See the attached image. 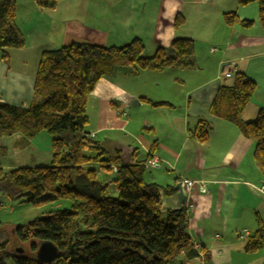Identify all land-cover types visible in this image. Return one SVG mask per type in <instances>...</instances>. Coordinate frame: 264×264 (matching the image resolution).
<instances>
[{"label":"crops","instance_id":"crops-1","mask_svg":"<svg viewBox=\"0 0 264 264\" xmlns=\"http://www.w3.org/2000/svg\"><path fill=\"white\" fill-rule=\"evenodd\" d=\"M14 1L15 23L25 45L8 50L7 61L0 63V101L16 107H27L32 100L43 52L71 43L117 48L138 39L144 47L142 57L152 58L157 48H168L173 39L192 40L194 53L187 67L144 70L137 75L116 68L102 78L88 98L87 125L91 121L92 126L84 132L105 149L121 150L127 161L133 152L142 164L156 158V166L145 168V184L174 189L179 180L202 182V188L193 186L184 205L179 204L176 191L162 197L163 210L191 207L188 234L198 258L180 257L178 264H264V190L260 191L264 178L253 160L254 142L235 125L209 113L219 89L231 87L235 73L256 83L241 121L251 122L264 111V31L258 24L257 3L79 0L67 11L59 0L52 10L41 9L31 0ZM226 13L253 25L228 27L223 20ZM177 17L183 23L175 27ZM207 49L209 54L218 52L217 56L205 58ZM224 73L231 77L224 78ZM200 120L210 125L202 144L192 136ZM261 227V247L246 251Z\"/></svg>","mask_w":264,"mask_h":264},{"label":"trees","instance_id":"trees-1","mask_svg":"<svg viewBox=\"0 0 264 264\" xmlns=\"http://www.w3.org/2000/svg\"><path fill=\"white\" fill-rule=\"evenodd\" d=\"M31 1L41 9L52 10L58 0ZM250 3H257L258 24L264 31V0H238L240 6ZM15 17V1L0 0V63L7 61L8 50L25 45ZM223 20L228 27L253 25L252 21L239 20L235 13L224 14ZM182 23L183 19L177 17L174 25ZM143 52L138 39L117 48L71 43L43 52L30 104L16 107L0 101V138L19 135V147L26 148L42 132L51 136L48 166L11 171L0 166V195L11 200L24 198L20 204L34 208L69 203L66 209L51 210L15 225L13 238L28 244V253L11 252L8 241L0 243V264H42L35 252L44 241L58 249V257L51 264H178L180 257L186 261L198 258L188 234L186 208H162V197L173 196L175 190L145 184V166L136 162L135 152L127 161L121 150L105 149L84 132L88 98L102 78L116 68H127L137 75L144 70L187 67L194 43L173 39L168 48H157L152 58L142 57ZM255 90L252 79L235 73L231 87L219 89L209 113L235 125L245 139L254 142L253 160L264 178V111L251 122L241 121ZM209 131L210 125L200 120L192 136L202 144ZM91 165L98 166L92 169ZM100 171L111 178L104 183L98 180ZM262 234L261 227L246 251L261 247Z\"/></svg>","mask_w":264,"mask_h":264},{"label":"rangeland","instance_id":"rangeland-1","mask_svg":"<svg viewBox=\"0 0 264 264\" xmlns=\"http://www.w3.org/2000/svg\"><path fill=\"white\" fill-rule=\"evenodd\" d=\"M60 2L62 4H60ZM79 0H59V6L64 10H70L72 5H75ZM80 2H82L80 0ZM103 17L100 16L99 23L102 24ZM81 17L78 18V20ZM84 21V20H83ZM87 23V22H86ZM69 24V23H68ZM70 27V25H68ZM84 34L87 31H83ZM87 38V37H86ZM79 40L83 38H78ZM82 41H87L85 38ZM207 49L203 54L205 58H214L217 56L218 52L215 54H209ZM191 58V57H190ZM31 67V63L28 64ZM212 68V67H211ZM221 77V73L219 74ZM128 107L127 110H130ZM92 122L85 128V132L90 131ZM143 133V132H142ZM19 135H14L11 137L0 138V166L5 171H11L19 167H29V166H48L51 160V150L50 141L51 136L45 132L37 135V137L30 142L26 148L19 147ZM98 165L89 166L92 169H96ZM99 171V169H97ZM105 173L100 171L98 175V180L104 181L105 179L111 178L110 176H105ZM115 194V192L113 193ZM111 194V195H113ZM114 196V195H113ZM24 199H9L0 195V243L9 242V250L17 254L28 253V244H20L15 238H13L12 230L15 225H23L27 221L35 218H40L43 213L55 210V209H66L65 207L69 205L67 202H60L49 204L41 208H34L30 205L20 204V201ZM21 250V253L17 251ZM10 264V263H7Z\"/></svg>","mask_w":264,"mask_h":264},{"label":"water","instance_id":"water-1","mask_svg":"<svg viewBox=\"0 0 264 264\" xmlns=\"http://www.w3.org/2000/svg\"><path fill=\"white\" fill-rule=\"evenodd\" d=\"M135 103H138L137 100H134ZM176 191V198L180 205H184L187 200V197L183 194L180 185H175L174 187ZM21 253V250L17 251ZM58 257V249L57 247L48 241L41 242L35 252V258L38 262L42 264H51Z\"/></svg>","mask_w":264,"mask_h":264},{"label":"built area","instance_id":"built-area-1","mask_svg":"<svg viewBox=\"0 0 264 264\" xmlns=\"http://www.w3.org/2000/svg\"><path fill=\"white\" fill-rule=\"evenodd\" d=\"M211 51H213V49H211ZM222 76L224 78H230L231 74L230 73H224V74H222ZM157 163H158V160L156 158H151L144 164V166H145V168L154 167V166H156ZM195 184L199 185V187H201V188L203 187L202 182H198V181L179 180L176 183V185H180L181 190L186 197L188 196V194L190 193L191 189L193 188V186ZM263 190H264V186L262 185L260 187V191H263ZM190 209H191V207L186 208V210H190Z\"/></svg>","mask_w":264,"mask_h":264},{"label":"bare ground","instance_id":"bare-ground-1","mask_svg":"<svg viewBox=\"0 0 264 264\" xmlns=\"http://www.w3.org/2000/svg\"><path fill=\"white\" fill-rule=\"evenodd\" d=\"M132 77V76H131Z\"/></svg>","mask_w":264,"mask_h":264}]
</instances>
